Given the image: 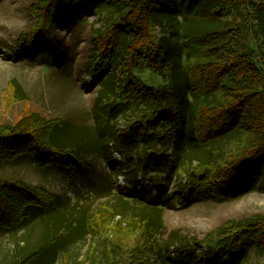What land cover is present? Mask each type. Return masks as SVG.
<instances>
[{
    "label": "trees",
    "instance_id": "1",
    "mask_svg": "<svg viewBox=\"0 0 264 264\" xmlns=\"http://www.w3.org/2000/svg\"><path fill=\"white\" fill-rule=\"evenodd\" d=\"M36 2L39 12L31 25L30 39L21 46L22 40L12 49L15 60L36 59L46 63L59 60L55 30L60 35V30L72 23L73 5L85 3L99 11L103 6L112 11L104 32L92 38V54L85 69L91 80L98 81L105 89L108 104H115L114 98L123 95L125 87H131L127 95L136 102L135 116L124 118L127 123L130 121L128 131H117V127L116 139L118 144L130 145L128 161L134 162L138 173L146 172L143 168L151 163L150 159L158 165L168 163L164 145L173 136L176 149L186 138H193L199 146L216 145L211 149V160H196L193 164L185 160L179 164L192 165L189 171L185 169L186 180L177 190L176 200L182 207L207 199L232 200L254 191L261 183L264 179V0H173L175 14L222 22L187 37L182 66L175 63L180 62L181 53L173 51L166 55L155 30L157 13L171 11L161 0ZM143 72H148L152 79L139 78ZM185 100L190 105L188 129L182 112ZM61 125L59 117L39 115L0 124V167L32 164L47 169L77 166L78 170L82 165H76L68 158L69 154L73 152L72 157L79 160L84 151L97 153L96 137L92 132L91 136L84 134L78 142L84 139L85 143L75 144L78 149L66 151L68 143L59 142L65 139L59 136L66 132ZM137 142L142 146L139 151L133 147ZM133 173H127V182L135 181ZM71 185L75 195H81L78 190L89 187L82 176ZM144 191L141 187L129 191V199L115 195L106 203L107 209H111L106 220L101 221L97 213L88 216L86 226L93 239H99L98 264H115L130 247L136 252L134 258L143 257L148 251L157 258L156 247L152 246L162 227L160 195L152 193V187L149 194ZM77 203V200L69 202L67 197L53 201V194L40 185L31 187L20 180L0 178V241L6 235L14 236L26 221L44 218V212L45 219L51 222L50 238L13 264L35 263L45 252L51 263L58 246L84 230L82 221L65 213L69 207L74 210ZM126 208L130 211H124ZM214 232V248L210 245L213 238H203L212 249L204 251L201 264H254L249 253L255 250L264 253V215L225 221Z\"/></svg>",
    "mask_w": 264,
    "mask_h": 264
},
{
    "label": "rangeland",
    "instance_id": "2",
    "mask_svg": "<svg viewBox=\"0 0 264 264\" xmlns=\"http://www.w3.org/2000/svg\"><path fill=\"white\" fill-rule=\"evenodd\" d=\"M36 1L0 0V124L14 123L29 115L59 117L62 122L60 128L67 132L59 136L65 137L59 142L68 143L65 146L66 151L75 148V144L78 146L85 143L83 139L79 144V138L84 134L91 136V132L96 137L99 151H84L82 159L79 160L72 157L71 152L68 158L71 157L76 165L80 163V170H77V166L47 169L24 164L0 167V178L20 180L31 187L40 185L53 194V201L67 197L71 203L74 200L78 202L74 210L69 207L65 213L82 221L85 224L84 230L75 233L73 238L58 246L51 263L48 252H45L31 264H98L99 239H93L92 232L86 226L88 216L97 213L101 221L108 219L111 209H107V204L115 195L129 199L128 192L140 187L148 194L152 187V193L160 195L158 205L162 207V227L156 233L152 246L156 247L157 258L150 251L143 257L134 258L136 252L130 247L117 258L115 264H160V261L162 264H198L199 257L201 264L205 259L204 251L211 244L214 248V231L225 221H241L264 215V179L257 184L254 191L232 200L207 199L186 207L178 204L177 190L186 180L185 169H192V165L185 167L186 165L179 164L185 160L192 164L196 160H211V149L215 144L199 146L193 138H186L179 149H176L175 137L172 136L167 139L163 151L168 163L158 165L150 159L151 163L143 168L146 172L140 174L135 169L134 162L128 161L130 145L117 143L116 128H119L117 131L125 129L127 132L130 121L127 123L124 118L135 116L136 102L127 95L131 87H125V93L114 98L115 104H108L105 89L101 88L98 81L93 82L85 69L92 54V38L99 32H104L113 16L112 11L106 10L104 6L99 11L91 4L73 5L75 13L72 23L66 29L60 30V35L55 30L61 57L59 60L53 63L24 58L15 60L12 49L22 40L21 46L30 39L31 25L39 12ZM161 1L171 11L157 13L155 30L166 55L173 51L181 53L180 62L175 63L176 66H182L187 37L220 26L222 22L184 18L172 12L173 0ZM62 66L67 69L61 68ZM148 77L151 78L148 72L139 76L142 79ZM150 83H153L152 80ZM184 103L182 112L185 114L188 129L190 105L186 100ZM133 147L137 151L142 148L140 142ZM129 171L136 175L135 181L131 183L125 180ZM80 176L86 179L89 187L83 189L80 186L83 190L78 191L82 194L75 195L71 183L80 179ZM136 200L141 202L143 198ZM124 211H130V208ZM43 217L26 221L23 227L16 229L14 236L6 235L1 239L0 264H13L17 258L50 238L51 222L45 219V212ZM205 236L213 238L210 245L204 242ZM189 254L192 256H187ZM249 254L254 264H264V253L255 250ZM195 257L197 258L193 261Z\"/></svg>",
    "mask_w": 264,
    "mask_h": 264
},
{
    "label": "crops",
    "instance_id": "3",
    "mask_svg": "<svg viewBox=\"0 0 264 264\" xmlns=\"http://www.w3.org/2000/svg\"><path fill=\"white\" fill-rule=\"evenodd\" d=\"M24 165H26V164H24ZM27 165H28V166H31L32 164H30V165H29V164H27ZM32 166H33V165H32Z\"/></svg>",
    "mask_w": 264,
    "mask_h": 264
}]
</instances>
